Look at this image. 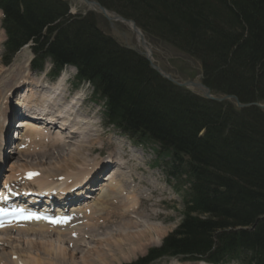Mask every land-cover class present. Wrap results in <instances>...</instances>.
I'll list each match as a JSON object with an SVG mask.
<instances>
[{"label": "trees", "instance_id": "obj_1", "mask_svg": "<svg viewBox=\"0 0 264 264\" xmlns=\"http://www.w3.org/2000/svg\"><path fill=\"white\" fill-rule=\"evenodd\" d=\"M97 1L198 60L211 91L264 103V0ZM0 6L8 47L31 40L39 57L76 65L107 96L121 128L155 138L170 159L169 173L192 178L194 196L182 220L150 254L218 256L243 248L264 264L262 109H236L173 85L102 33L94 14H68L63 0H0Z\"/></svg>", "mask_w": 264, "mask_h": 264}, {"label": "bare ground", "instance_id": "obj_2", "mask_svg": "<svg viewBox=\"0 0 264 264\" xmlns=\"http://www.w3.org/2000/svg\"><path fill=\"white\" fill-rule=\"evenodd\" d=\"M124 24H126L128 28L133 29V24L131 22H126V23L124 22ZM137 41L139 44H141V40L139 39V37ZM24 48L25 46H22L18 51L22 52L24 51ZM26 67L28 69V65H26ZM24 76H25L24 69L22 70V68L18 66L5 77L14 80L15 79L22 80ZM63 77L64 74L62 73L58 77L61 83ZM26 80L27 78L22 80V87H26V89L29 91L28 95L34 98L33 101L37 102V107L39 109L53 110L56 109V106L60 107L65 102L66 95L64 88L62 87L59 88L58 86H54L55 88L54 89L52 87L46 85L43 86L40 84L29 85V83ZM21 96L22 95L18 96V98L15 101L16 103L13 101L14 105L16 104L19 105V112L23 116L26 115L34 116L33 113L31 114L25 113L26 114L25 115L23 112H21L22 106H24L23 103L19 100L22 98ZM79 100H80L79 96L75 98L72 96L71 100L67 101L69 102V108H68L69 111L60 112V114H64L65 118L69 119L71 117V124L74 125L75 127L74 129L68 130L69 140L61 139L59 136L56 135H53L51 137L50 134L45 133L44 131L41 130L43 129V125L32 124L35 123L32 120H27L28 122L22 123L21 125L22 128L24 127V125L27 126L24 127L28 133L24 135V137H26V139H24V143L26 144V146L23 150H19V151L17 147L14 148V152L16 153V156H15V161L10 166V177L13 176L15 169H17L18 167H25L27 165H32L33 163H31L27 159L34 158L39 162V164L42 165L45 164L47 168H49V165H51L55 171L58 170L55 176L58 175L59 177L63 174L62 177L67 178L69 181L67 185L70 184L71 186L76 187V185L81 184L83 180V175L81 173L84 170L82 171L79 169L77 170V168L75 169V164L76 166L77 164H81L80 167L83 166L91 167L95 163V159L98 157L95 158L94 156H89L87 159H85V157L88 156L86 154V151L90 149L92 144L97 143V139H96L97 137L94 138L93 135L88 130L89 128L86 129L85 125L88 124L85 122L87 120V119L85 120L86 116L83 113H80L76 110L78 108V106L76 105L79 104ZM57 116H59L58 113L54 114L52 118L54 119ZM82 118H84L85 121H83ZM61 125H64V123H62ZM95 135L98 136L97 134ZM77 137L80 138L77 139ZM7 138L8 137L6 136V134L4 136H1L0 134L1 151L4 150V147L6 146ZM71 140H73L74 142ZM99 143L100 145L95 146L92 149L93 150L92 152L96 151L97 153H100L109 150L111 148L110 151L113 152L112 156L117 157L123 154L122 151L123 148L121 149V146H118L120 143H114L111 139L102 140ZM53 150L54 152L51 154V151ZM112 156L109 155L110 166H112L113 163H115ZM69 168H71L75 172H63ZM105 169L106 168H100L99 172L101 173ZM40 172H44V170L40 169ZM23 173L29 175L27 170H24ZM97 175H98V171H95L92 177L90 178V181H92V179ZM49 177L50 175L43 176L38 173L36 177L28 178L25 175L17 178H12L11 180H9V182L17 183L19 181L28 179L23 182V185H25V187L27 188L26 191H33L34 188H31L30 185L34 187H38V189L45 188L47 182L49 181L48 179ZM141 182L142 179L140 181L138 180L137 183L140 184ZM117 184L111 182L106 188V192L109 193L114 189L115 191H118V193H120L121 190L116 189ZM87 187L94 189V186L92 184L88 185ZM104 187L105 186H102L99 189L103 190ZM147 189L150 190L151 188L147 186ZM106 195L107 193H104L101 196L100 200L106 199L107 198ZM115 196H119V195L116 194ZM88 197L89 196H87L86 199ZM148 198H149V194L140 195L136 193L135 199L137 202L140 203V206L139 207L135 206L134 208H132V210H123L120 212L112 211L111 209L105 211L104 207H102L99 211H95V209L88 207L89 209L87 208L85 211H82L80 209L79 213L74 212L70 216L71 218H68L62 216L63 214L58 211L57 212L58 214L56 216H58V219L65 220V222L57 223L56 225L52 224V222L49 219L42 217L39 213L33 212V210H35L33 208L34 199L27 198L24 202L30 201L29 203L30 206H28L29 209L25 212V215L34 214L35 216L41 218L30 219V220L25 219L18 223H10L9 225L2 226V228H0V234L4 233L5 236L0 237V244L2 246H6V245L8 246V245H12V243H14L13 241H15L19 245L23 246V247L21 246L22 248L19 249L23 251L21 252L18 250L16 252L10 253V255L14 254L12 258L9 256L8 253L6 254L1 253L0 259L7 257L8 258L7 264H109L112 261H117L122 259L123 258L122 255L131 256L133 252L137 250L138 246L147 245L146 239L150 240L149 239L150 234L148 233V231L150 232V230L153 228V230L157 233L156 227L151 225V223H149L150 227L148 231H144V229H141L140 231L136 230L135 228L138 226V222L133 220L131 216V213H138L141 210L142 211L147 210L146 208H143V206L145 202L148 201ZM75 210L77 209L74 207L71 209V211H75ZM78 214L79 215L84 214L87 216L85 223H80V226L74 222L75 219L79 216ZM50 216L52 217L53 214L50 213ZM47 220H49L51 223L50 224L46 223ZM87 220L89 221L87 222ZM60 229H62V231ZM12 230L14 232L17 231L16 237L11 236L12 233L10 231ZM83 233L95 235V237H93L95 241V245L92 246L90 249L83 250L82 245L79 243V239L83 235ZM28 234H32V235L34 234L36 236V239L34 240L27 239L26 236H28ZM97 234H103L104 237L96 238ZM146 235L147 237H145ZM53 236L55 237V239L53 238ZM125 237L130 239H125ZM42 238H44L45 240L40 241ZM61 240L64 242V244L61 243ZM119 243H124L126 246H124V244L120 246L118 245ZM65 244L68 245V250L64 248L65 246L63 245ZM17 247H14V249L15 248L17 249ZM107 247L109 249H106ZM91 249H95L94 251L95 255L85 256V253L89 252V250ZM30 250H34L36 255L32 256ZM69 250H73V252L70 253ZM98 250H101L102 253L97 252ZM79 252L83 255V257L86 258L80 257L79 261H75V257L73 253H79ZM21 256H24L25 260H21Z\"/></svg>", "mask_w": 264, "mask_h": 264}, {"label": "rangeland", "instance_id": "obj_3", "mask_svg": "<svg viewBox=\"0 0 264 264\" xmlns=\"http://www.w3.org/2000/svg\"><path fill=\"white\" fill-rule=\"evenodd\" d=\"M67 1H68L69 5H70L69 12L71 14H84V13H86L88 11L87 6L85 5V3L82 0H67ZM95 17H96V21H97L98 27L104 33L113 36L119 43L124 44L123 36L121 34H114V32L112 31V28L110 27L108 21L105 18H103L98 13L97 14L95 13ZM116 24H117V26L115 27V31L117 33L127 32L128 27L126 26V24H124V21L117 22ZM135 38L136 37L133 35V38H132L131 41H132V44L135 45L136 50H139V46L137 45L139 43L137 41V44H136ZM1 39H2V35L0 37V40ZM148 42H149L150 47H151L150 51H151L152 60L156 64H158L161 67V69H163L167 73H170L174 78L185 79V78H188V77H195L197 75H200V64H199V62L197 60H195V59H193V58H191V57H189V56H187V55L175 50L174 48H172L168 44L159 42L157 40L156 41L155 40H151V41L148 40ZM139 45H141V44H139ZM1 47H2V49H1ZM3 54H4L3 46H1V44H0V71L2 73L3 70H4L6 75L10 74L13 71V69L17 68L18 66L19 67L24 66L25 63H26L27 54L24 51H22V52L18 51L16 53V56L18 58H13L11 60V62L7 65L9 67H5V65L1 66V61L3 60L2 59ZM26 65H28V62L26 63ZM49 67H50V65L46 64L45 72L49 69ZM21 68L23 70V67H21ZM64 73H65L66 77H69L68 82H70L72 80V76H73V73H74L73 69L72 68H67L64 72H62V74H64ZM24 75L26 76L27 79L30 77V75L25 74V70H24ZM65 75L63 77L62 83L60 82V79L57 78V83H56L55 86H58L59 88L60 87L64 88L65 89V95H66V87H64V84H63V81L65 80ZM25 76L23 77V79H26ZM36 76L38 78L36 81H38L39 83H33L31 80H26L29 83V85L30 84L31 85H39V84L43 85L41 79H43V80L45 79V78H43L44 73H42V74L41 73H36ZM34 77L35 76L33 75L32 78H34ZM46 80H48L47 75H46ZM68 82H66V83H68ZM46 86H48V85H46ZM87 89H90V88L88 87ZM14 96L17 99L18 98L17 97L18 93L17 94L15 93ZM80 112L83 113L86 116V118L84 117L85 120L87 119L86 121L84 120V118H82L83 121L88 123V124L85 123L86 124L85 125L86 129L89 128L88 130L93 135V137L94 138L97 137L96 138L97 139V143L92 144L90 149L88 151H86V154L88 156L85 157V159H87L89 156L99 157L96 151L92 152L93 151L92 149L95 146H99L100 145L99 142H101L102 140H107L108 139L107 135H105L104 132L100 131L101 129L104 128L103 125H102V122H103L102 121L103 120L102 119V114H101L102 109L99 108V107L93 106L91 104H85L84 103L80 107ZM60 116H61V114H60ZM59 119H62V120L58 124L61 125L62 123H64V125H62L63 127H65V128L73 127V128H68L67 131L69 129H74L75 128L74 125L71 124V117L69 119L65 118L64 114H63V116L60 117ZM103 130H105L107 133L111 132V130L108 131L107 128H104ZM26 133H27V131H26ZM95 134H97L98 136H96ZM78 138H80V137H77V139ZM114 138L117 141L123 139L121 137H118V133L116 131L114 133H112L111 140L114 139ZM123 140H125V139H123ZM71 141H73V140H71ZM115 141H113V142L116 143ZM119 142L123 143L122 141H119ZM118 146H121V149L123 148V146L121 144H119ZM122 151H123V149H122ZM53 152H54V150L51 151V154ZM131 152L134 153V154H137L138 157L143 159V164H142L143 169H142V171H143L144 175H142V173L141 174L138 173V176L149 179L152 182V184L154 185V189H153V192H152V195H151V200H150V203L148 204V210H149L150 214L152 216H154L155 218H151V217H149L148 214H144V212H146L147 210L139 211L138 212L139 214H134V217H135L134 219L138 222V226L135 229L138 230V231H140L141 229H144V231H148V229L150 227L149 223H151V225L156 227L157 233L152 228L150 230V232L148 231V233L150 234V238H149L150 240L145 238L147 240L146 241L147 245L138 246L137 250L135 252H133V254L131 256L122 255L123 256L122 259L117 260L116 263H114V261L111 260L112 262L110 261L111 263H109V264H123V263L125 264V263H129V262L133 261L136 258V256L144 255L149 247L158 246L161 243V240L163 239V237L166 234H168L172 229H174L177 226L176 224L180 220L181 202L179 201V197L177 196V194L173 193L169 188H167L164 185L163 177L159 173H156V171H150V168H148L145 165L146 164L145 162L147 161V163H148L149 160L151 159V152L149 150L142 151L141 149H132ZM8 153L10 155H12V152L9 151V150H8ZM122 156H123V154L121 156H117V157L118 158H122ZM85 159H84V161H85ZM12 160H14V158H12L8 162H6V165L7 164H9V165L12 164V162H13ZM32 161L33 160H31L30 162L33 163L34 165H36L35 163H37V164L39 163L37 160H34L35 162L34 161L32 162ZM80 166H81V164H77V166L75 164V169L77 168V170L78 169L79 170H83L84 167H85V166H83V167H80ZM35 167H37V166H35ZM53 167H55V166H53ZM49 169L50 170L52 169V171H53L52 173L58 172V170L56 169L57 171H55L52 168L51 165H49ZM69 169H70V171L72 170L71 168H69ZM123 171L125 173H127L126 170H123ZM6 172H9V171L6 170ZM109 173L110 172L106 171V172L102 173V175H103V177H106V176L109 175ZM112 174H114V172H112ZM129 176H131V175L122 174V176L117 175V176H115V178H121L124 181L127 178L129 179ZM110 177L112 178L113 176H110ZM45 179H47V178H45ZM131 182L132 181L129 179V181L126 182V183L130 184ZM119 183L116 185V189L121 190V192L123 190H126L124 193L127 196H131L134 193L133 188H135V190H136V187H133V186L130 187V185H122V183H120V184ZM93 196H91V197H93ZM95 198H98L97 194H95ZM149 198H150V195H149ZM149 198H148V200H149ZM120 200L121 201H120L119 204L123 205V199H120ZM101 201L103 203H106V199L101 200ZM91 202H93V201H91ZM86 209H82V211H85ZM104 210L105 211L108 210L106 206H104ZM10 232L12 233V234L10 233L12 237H14V236L16 237L17 236V231H15V232L10 231ZM20 235H22V234H20ZM28 235L29 236H26L27 239H31V240L36 239V236L34 234L33 235L32 234H28ZM3 236H5L4 233H1L0 237H3ZM102 237H104V235H99L98 236V238H102ZM145 237H147V235ZM53 238L55 239V237H53ZM125 239H130V238L125 237ZM42 240H45V239L42 238L40 241H42ZM13 242L14 243H12V245H8V246L7 245L6 246L0 245V252L4 253V254H6V253L9 254V253L13 252V251H10V250L14 249V247H17V245H18L19 248L18 247H17V249L15 248L14 252L18 251L19 249H21L23 247L22 245H19L17 242H15V241H13ZM62 242L63 241L61 240V243ZM82 243L84 244V246H83L84 248H88V247L93 245L92 240L89 241L88 239H86V237L82 239L81 244ZM123 244L124 243H119L118 245L122 246ZM124 246H126V245L124 244ZM106 249H109V248L107 247ZM19 251L22 252L23 250H19ZM30 251L32 253L31 254L32 256L36 255L34 250H30ZM94 251H95V249L89 250V252L85 253V256H87V255H91V256L95 255ZM97 252H101L102 253L101 250H98ZM74 257H75V261H79L80 257L86 258V257H83V256H79L78 254L74 255ZM152 264H188V263H183L180 260H173V259L167 258V259H162L160 261L157 260V261H155Z\"/></svg>", "mask_w": 264, "mask_h": 264}, {"label": "water", "instance_id": "obj_4", "mask_svg": "<svg viewBox=\"0 0 264 264\" xmlns=\"http://www.w3.org/2000/svg\"><path fill=\"white\" fill-rule=\"evenodd\" d=\"M85 1H86L87 3H89V4L92 3V4L97 5V6L100 8V10H101L102 13H104V14L106 13V9H105L104 7H102L101 5H99L98 2H96V1H94V0H85ZM110 19H112V18H110ZM132 24H133V26H134V29L136 30L135 23L132 22ZM152 67H153L155 70L159 71V69H158L157 66H154V65L152 64ZM159 73H160L161 76L165 77L166 79H168V80H170V81H172V82L177 83L178 85L186 86V87H193V88H195V89L201 91L202 94H203L206 98H209V99H212V100H224V99H228V98H235L234 96H230V95H225V96H223V97H221V98H217V97H213V96H211L210 93H209V89H208L204 84H202L197 78H195V79L192 80V81H191V80H185V81H182V82H177L176 80H174V79L171 77V75L166 74V73H163V72H161V71H159ZM236 105H237L238 107H247V106H249L250 104H241L238 100H236Z\"/></svg>", "mask_w": 264, "mask_h": 264}, {"label": "snow or ice", "instance_id": "obj_5", "mask_svg": "<svg viewBox=\"0 0 264 264\" xmlns=\"http://www.w3.org/2000/svg\"><path fill=\"white\" fill-rule=\"evenodd\" d=\"M29 175H33V174H29ZM22 219H26V220H30V219H40L41 217L35 216L34 214H28V215H23L21 216ZM52 223H63L65 222V220L62 219H56V220H52ZM0 226H3L2 224H0Z\"/></svg>", "mask_w": 264, "mask_h": 264}]
</instances>
